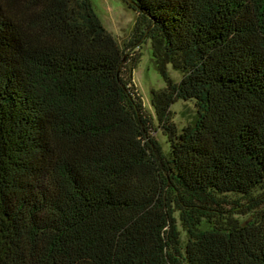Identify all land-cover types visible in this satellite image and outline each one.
<instances>
[{
  "label": "trees",
  "instance_id": "trees-1",
  "mask_svg": "<svg viewBox=\"0 0 264 264\" xmlns=\"http://www.w3.org/2000/svg\"><path fill=\"white\" fill-rule=\"evenodd\" d=\"M124 1L168 158L89 0H0V264H264V0Z\"/></svg>",
  "mask_w": 264,
  "mask_h": 264
},
{
  "label": "rangeland",
  "instance_id": "rangeland-1",
  "mask_svg": "<svg viewBox=\"0 0 264 264\" xmlns=\"http://www.w3.org/2000/svg\"><path fill=\"white\" fill-rule=\"evenodd\" d=\"M94 12L98 16L103 27L115 38L120 48L124 50L125 58L138 55L136 63L132 67V81L141 97L143 112L150 118L151 135L159 143L164 157L170 155V143L167 136L158 127V121L151 105V90L162 89L166 86L164 77L158 70L151 53L149 39L138 41L133 46H124L131 36L137 18L136 10L124 0H89ZM165 73L173 83H178L182 73L173 68L171 64L165 67ZM172 122L177 132L196 120V107L194 99H178L170 105ZM177 217V212L175 213ZM180 245L183 250L187 235L177 222Z\"/></svg>",
  "mask_w": 264,
  "mask_h": 264
},
{
  "label": "water",
  "instance_id": "water-1",
  "mask_svg": "<svg viewBox=\"0 0 264 264\" xmlns=\"http://www.w3.org/2000/svg\"><path fill=\"white\" fill-rule=\"evenodd\" d=\"M124 58H125V55H124V57L122 58L121 64H122V62H123Z\"/></svg>",
  "mask_w": 264,
  "mask_h": 264
}]
</instances>
